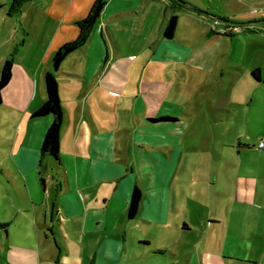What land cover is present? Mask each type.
Returning <instances> with one entry per match:
<instances>
[{
  "label": "crops",
  "instance_id": "crops-1",
  "mask_svg": "<svg viewBox=\"0 0 264 264\" xmlns=\"http://www.w3.org/2000/svg\"><path fill=\"white\" fill-rule=\"evenodd\" d=\"M60 2H66L62 9ZM94 2L35 0L0 15V36L8 37L0 46V172L24 186L31 208L28 214L20 209L18 198L13 222L19 230L6 226L12 253L4 264L156 263L166 254L172 264H264L261 193L252 201L191 198L200 169L207 168L206 154L196 149L195 124L221 122L214 103L223 99L237 119L235 110L264 87V42L248 65L244 58L228 63L225 56L229 42L258 35L259 21L241 28L225 19L247 14L251 3L187 1L173 12L178 28L168 40L173 15L164 14L163 0H109L86 46L57 73L59 167L41 156L55 118L34 115L48 100L46 77L56 53L79 38L77 23ZM173 116L197 121L148 122ZM212 136L206 130L205 142ZM137 187L143 199L130 220Z\"/></svg>",
  "mask_w": 264,
  "mask_h": 264
},
{
  "label": "rangeland",
  "instance_id": "rangeland-1",
  "mask_svg": "<svg viewBox=\"0 0 264 264\" xmlns=\"http://www.w3.org/2000/svg\"><path fill=\"white\" fill-rule=\"evenodd\" d=\"M15 0H0L3 3L0 6V15L2 11L4 16L12 15V5ZM95 0L94 3H96ZM190 3H201L204 6V0H163L164 14L167 17L173 15L174 11H177L180 7H184L186 2ZM232 0H229V2ZM35 0H25L22 8L25 6H32ZM247 3H251L247 14L239 16L228 15L225 18L228 23H240L241 28H247L251 26L248 22L259 21L258 35L245 34L239 37L238 42L230 43L225 48L226 61L236 62L237 60L244 58L245 65L251 62L255 58L258 60L260 54L257 51L262 50L259 45L264 42V0H246ZM66 2H60L58 8L62 9L65 7ZM231 3V2H230ZM160 3H158L159 5ZM157 5V6H158ZM249 5V4H248ZM7 9V10H6ZM7 11V12H6ZM89 15V14H88ZM174 16V15H173ZM171 16V18L173 17ZM88 17V16H87ZM5 17H0L1 19ZM232 26H229L231 28ZM229 34L234 31H228ZM196 33H199L196 30ZM8 41L7 33H3L0 36V46L3 42ZM20 43V42H19ZM11 44L6 43L4 47L10 49ZM262 55V54H261ZM220 82L222 78L218 79ZM215 88L217 86L215 85ZM218 89V88H217ZM216 112L218 113V119L221 122L215 121L211 123V126L203 124H195L197 128L194 131V140H196V149L203 156L206 154L207 168L203 170L200 180L196 183L193 193L194 196L191 198L200 199L203 201L207 200H221L224 198L238 197L241 200H249L257 198L262 199L264 194V149L260 150V144L264 142V87L261 88L256 94L249 96V101L246 107H238L239 110H235L237 113V119L231 118L229 103L227 99L219 100L214 103ZM221 108L224 110L220 111ZM176 114L182 115L179 111ZM210 115V114H209ZM249 116V119H248ZM180 119L181 121L193 122L197 120L191 118L179 116H173ZM204 116H200L199 119H204ZM187 122V123H188ZM201 123V121H200ZM189 124V123H188ZM213 124V125H212ZM195 126V127H196ZM212 132V139L209 143L205 142L204 134L206 130ZM181 132H185L184 129H180ZM208 150V151H203ZM207 158H209L207 160ZM260 172V173H259ZM254 177V185L252 187L251 180H247L248 177ZM249 177V178H250ZM237 182L240 185H237ZM19 185V189L16 187ZM200 189H204L201 191ZM237 193V195H236ZM20 202V209L28 212L31 208L26 203V191L22 184L16 183L15 178L13 179L6 171L0 172V264L9 263L11 258V250L8 246L11 245L10 228L6 226H13L12 233L18 231V223L13 222L16 220L15 210H17L16 203ZM17 199V202H16ZM194 200V199H193ZM22 215H25L24 213ZM15 234V233H14ZM157 249L156 247H154ZM151 255V253H150ZM164 261L161 262L160 258L155 262L150 259L137 260L131 264H172V256L170 254L164 255ZM13 258V257H12ZM13 260L16 261L15 258ZM239 260L223 261L224 264H243L238 262ZM245 264V263H244Z\"/></svg>",
  "mask_w": 264,
  "mask_h": 264
},
{
  "label": "trees",
  "instance_id": "trees-1",
  "mask_svg": "<svg viewBox=\"0 0 264 264\" xmlns=\"http://www.w3.org/2000/svg\"><path fill=\"white\" fill-rule=\"evenodd\" d=\"M25 0H15L12 5V11L18 12L22 7ZM109 0H97L94 4L88 18L77 23L80 35L79 38L63 46L55 55L53 60V71L48 73L46 77V88L48 100L45 105L34 115L36 118L54 116L55 120L53 125L50 127L46 134L42 149L41 156L50 157L53 159L55 164L59 167L62 166V155H61V131L63 126V108L60 98V83L57 78V73L59 72L64 61L73 53L83 49L89 39L91 34L99 22L103 11L105 10ZM178 28V18L176 16L172 17L170 20L166 31L165 37L168 40H172ZM150 125H177L180 121L173 117H162L159 119L148 120ZM143 199L142 190L137 187L133 193L132 201L129 210V219H136L140 206Z\"/></svg>",
  "mask_w": 264,
  "mask_h": 264
},
{
  "label": "built area",
  "instance_id": "built-area-1",
  "mask_svg": "<svg viewBox=\"0 0 264 264\" xmlns=\"http://www.w3.org/2000/svg\"><path fill=\"white\" fill-rule=\"evenodd\" d=\"M260 150H263L264 149V142L260 144Z\"/></svg>",
  "mask_w": 264,
  "mask_h": 264
}]
</instances>
